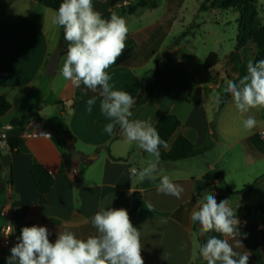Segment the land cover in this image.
<instances>
[{"label":"crops","instance_id":"1","mask_svg":"<svg viewBox=\"0 0 264 264\" xmlns=\"http://www.w3.org/2000/svg\"><path fill=\"white\" fill-rule=\"evenodd\" d=\"M116 1L111 6V0H92L94 10L123 17L129 29L123 54L131 49V61L112 65L107 70L109 83L137 100L153 81L156 66L161 73L154 94L133 106L130 119L154 126L160 116L171 114L180 125L166 149L180 134L205 151L175 161L160 158L152 177L142 182L130 178V168H143L152 157L128 143L118 125L111 135L104 131L111 121L101 112L99 90L75 87L62 77L68 45L63 29L51 22L56 11L35 0H14L0 11V96L11 105L0 117V133L17 141L12 150L0 140V177L7 180L0 190V228L10 224L12 229L10 243L0 246V264H8L10 249L25 226L46 227L50 242L58 232L70 231L80 239L97 235L90 221L102 206L127 210L141 234L144 264H206L196 258L200 242L190 219L205 192H211L217 202L228 199L231 207L238 205L241 235L229 243L235 252L249 255L248 264H264V215L238 214L243 207L257 205L250 201V192H227L240 190L260 173L254 165L264 160L259 150L264 137L255 126L242 131L238 123L243 125L246 115L236 110L230 120L225 119L230 100L222 107L215 102L214 90L221 86L211 79L214 67L204 68L207 51L198 54L181 40L166 46L177 19L172 9L155 14L156 9L137 8L128 13L126 1ZM56 49L60 55L54 74L48 77L47 62ZM91 98L95 103L89 111ZM51 122H58L60 128ZM35 123L48 135L25 136L34 132ZM5 126L11 128L5 130ZM65 135L73 138L76 151L94 159L80 161L67 147ZM32 163L42 165L53 179L43 202L38 201L29 172ZM164 175L183 188L180 198L158 191ZM124 185L127 189L118 188ZM133 191L140 192L135 212L130 210ZM209 236L223 238L211 232L203 243Z\"/></svg>","mask_w":264,"mask_h":264},{"label":"clouds","instance_id":"2","mask_svg":"<svg viewBox=\"0 0 264 264\" xmlns=\"http://www.w3.org/2000/svg\"><path fill=\"white\" fill-rule=\"evenodd\" d=\"M51 22L63 29L68 45L62 77L75 87L83 85L93 92L99 90L101 112L111 121L104 131L111 135L118 125L128 143H135L152 157L145 167L130 168V178L142 182L152 177L157 173L160 148H166L167 144L152 124L130 119L136 100L127 91L114 90L107 71L126 48L129 32L126 20L115 13L103 18L94 10L92 0H62ZM224 92L230 94L242 114L250 109H264V59L249 62L247 74L238 82L227 81ZM215 102H221L219 95L215 96ZM87 103L91 111L95 98ZM255 125L253 116L244 120L247 130ZM158 191L180 198L183 188L164 175ZM237 207H231L228 199L217 202L211 192H205L198 209L191 212V221L199 225V237L211 232L223 237L209 236L199 247L198 254L206 264H248L249 255L235 252L229 243L230 238L241 235ZM90 222L97 235L80 239L70 231L58 232L54 242H50L49 230L44 226L22 227L18 242L10 249L8 264H144L141 234L126 209L102 206ZM240 244L238 240L237 246Z\"/></svg>","mask_w":264,"mask_h":264},{"label":"trees","instance_id":"3","mask_svg":"<svg viewBox=\"0 0 264 264\" xmlns=\"http://www.w3.org/2000/svg\"><path fill=\"white\" fill-rule=\"evenodd\" d=\"M37 3L45 8L56 11L62 2V0H35ZM129 1V0H123ZM13 0H0V11L7 8ZM116 0H111V6L116 5ZM257 0H204L200 5V10L208 9H221V10H232L237 14L236 24H237V37L236 45L233 51L227 55V59L232 63L233 69L238 72L236 80L239 81L243 76L247 74L245 61L240 59V51L249 47V49H254V55L251 62L255 63L258 60L264 59V23L260 21V17L257 11ZM156 0H150L149 2L145 0H138L135 5L127 9L128 13H132L137 8H156ZM112 12L108 11L102 15L103 18H109ZM132 50L128 49L115 63L116 65H128L131 61ZM218 63V56L216 53H209L205 59L204 68L205 70H210ZM161 81V73L156 66L154 79L149 85V87L138 97L136 104H141L149 99L155 92ZM230 100V95L227 94L224 99H221L219 106H224ZM11 108L10 103L0 96V117L4 116ZM55 128H60L58 122H51ZM180 125L178 119L171 115H162L156 121L153 127L157 130L161 140L168 144L170 137L176 132ZM5 145H8L12 150L16 149L17 141L16 139H4L1 140ZM6 141V142H5ZM204 148H196L194 145L182 135H177L174 139L171 147L166 149L161 146L160 148V158L163 160H181L185 158H190L197 156L204 152ZM114 159L113 157H111ZM29 172L31 178L35 184L37 190L38 201L43 202L50 190L52 185V176L48 173L42 165L38 163H32L29 167ZM259 180H256L253 184H245L243 187L236 191H227L229 194H246L256 189ZM7 184L5 176L0 177V190H3ZM120 189H127V186H120ZM258 212L264 215V205L259 204L257 206H246L239 209L238 214L244 213L252 214ZM193 231L195 232L200 246L203 244V237L198 236L199 225L198 223L193 224Z\"/></svg>","mask_w":264,"mask_h":264},{"label":"rangeland","instance_id":"4","mask_svg":"<svg viewBox=\"0 0 264 264\" xmlns=\"http://www.w3.org/2000/svg\"><path fill=\"white\" fill-rule=\"evenodd\" d=\"M14 1V0H13ZM138 0H129L124 4L126 9L135 5ZM149 2L150 0H145ZM121 2V1H120ZM204 0H156V10L153 13L161 14L163 9H172L176 14L174 28L166 37V46L173 42L182 41L190 44L199 54L202 51L216 53L218 63L210 72L211 79L214 83L220 84V89L214 90V93L224 99L227 93L224 92L227 81L236 80L238 72L233 69L232 63L228 61L227 55L234 50L237 37V14L232 10L208 9L200 10V5ZM257 11L260 21L264 23V0H257ZM150 9V8H145ZM184 23L181 24V20ZM181 25H184L182 28ZM182 28V29H181ZM254 49L249 47L240 51V59L247 65L253 59ZM237 82V81H236ZM230 95V94H229ZM235 108L230 96L228 115L225 119H231L235 113ZM240 113V112H239ZM240 115L253 116L256 120L255 129L263 132L264 137V109H250L246 114ZM242 118V119H246ZM238 127L243 131L245 128L238 123ZM260 153L264 154V146L261 147ZM257 168L258 175L252 181L246 184H253L259 180L256 189L252 190L248 197L252 204L259 205L264 202V160L254 165ZM251 180V179H249ZM199 255V254H198ZM197 258V257H196Z\"/></svg>","mask_w":264,"mask_h":264},{"label":"water","instance_id":"5","mask_svg":"<svg viewBox=\"0 0 264 264\" xmlns=\"http://www.w3.org/2000/svg\"><path fill=\"white\" fill-rule=\"evenodd\" d=\"M60 55V49H56L49 57L48 62H47V66H46V71H45V75L48 77H51L56 69V65H57V60H58V56ZM64 140L66 142L67 147L69 148V150L74 153L78 159L80 161H82L84 158L88 161H91L94 159V157H89V156H85L83 155L81 152H78L74 149L73 143L74 140L73 138H71L68 135L64 136ZM140 201V192L139 191H133L132 193V199H131V212H135L138 204ZM0 257H1V252H0ZM197 259L200 260L201 257L198 255Z\"/></svg>","mask_w":264,"mask_h":264},{"label":"built area","instance_id":"6","mask_svg":"<svg viewBox=\"0 0 264 264\" xmlns=\"http://www.w3.org/2000/svg\"><path fill=\"white\" fill-rule=\"evenodd\" d=\"M10 128H11L10 126L4 127L5 130H9ZM31 135H48V133H46L40 128L39 123H35L34 132L25 134V136H31ZM261 135L263 136V132H261ZM5 136H6L5 133H0V140H4ZM5 215L9 217V212H6ZM11 234H12V229L10 224H5L0 228V246H7L10 243Z\"/></svg>","mask_w":264,"mask_h":264}]
</instances>
